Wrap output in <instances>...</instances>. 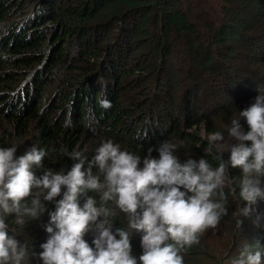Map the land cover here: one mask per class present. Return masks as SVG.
<instances>
[{"label":"trees","instance_id":"1","mask_svg":"<svg viewBox=\"0 0 264 264\" xmlns=\"http://www.w3.org/2000/svg\"><path fill=\"white\" fill-rule=\"evenodd\" d=\"M12 11L14 28L5 24L0 37V147L15 145L17 157L43 148L42 167H33L38 178L47 169L67 174L78 162L62 149L81 151L86 170L107 140L139 155V167L149 149L159 158L163 142L177 146L181 164L204 158L216 167L221 161L207 154L197 129L227 134L238 112L264 93V0H0V23ZM102 98L112 106L101 107ZM239 123L247 133L246 121ZM228 173L242 176L240 168ZM64 191L51 202L41 196L39 218L6 217L8 235L29 245L23 264H42L40 245L50 235L44 226ZM88 196L99 202L88 192L81 207ZM244 204L229 196L219 224L258 218L240 250L264 251V199L238 225L235 211ZM107 207L115 213L112 232L128 231L139 264L144 233L129 227L114 203ZM94 235L82 238L93 246ZM182 254L184 264H201V236Z\"/></svg>","mask_w":264,"mask_h":264},{"label":"clouds","instance_id":"2","mask_svg":"<svg viewBox=\"0 0 264 264\" xmlns=\"http://www.w3.org/2000/svg\"><path fill=\"white\" fill-rule=\"evenodd\" d=\"M100 105L105 109L112 106L106 98ZM240 118L248 125L247 133ZM227 131L238 143L231 146L227 164L220 162L216 167L204 158L181 164L173 155L177 146L169 142L157 149L158 159L151 157L149 149L143 167H139V155L107 140L96 148L86 170L81 151L62 149L78 162L67 174L47 169L38 178L33 167H42L48 154L43 148L33 146L17 157L15 145L0 147V264H23L29 255L26 241L8 235L6 217L39 218L45 211L41 196L51 202L61 195L62 187L66 189L63 198L56 201L44 226L50 235L40 245L42 264H138L131 254L128 231L118 229L114 234L111 230L109 217L115 213L107 207L110 202L124 214L129 227L144 233L139 264H184L183 251L198 244L207 230L218 227L227 213L229 196L245 202L235 211L238 225V217L248 216L264 199V93H258L253 103L238 112ZM204 139L208 141L207 154L212 155L216 148L213 159L219 160L226 150L220 143L222 133L205 131ZM229 167L242 170L239 180L230 177ZM88 192L99 194V202L88 196L81 207L79 197ZM88 231L95 233L93 246L82 238ZM230 264H264V251L251 252L245 247Z\"/></svg>","mask_w":264,"mask_h":264},{"label":"rangeland","instance_id":"3","mask_svg":"<svg viewBox=\"0 0 264 264\" xmlns=\"http://www.w3.org/2000/svg\"><path fill=\"white\" fill-rule=\"evenodd\" d=\"M16 11H12L10 16H6V20L3 23H0V37L6 35L5 33V24L9 28H14L12 25L17 19L15 16ZM14 31V30H13ZM178 83L184 84L183 81ZM180 85V84H178ZM181 86V85H180ZM182 110V105L180 106L179 112ZM158 113L156 110L155 114ZM198 136L201 135L204 138L202 132V126L197 129ZM223 141L226 145V150L220 154L219 160L227 164L230 156V148L232 145L238 143L234 138H232L229 133L223 134ZM207 141V140H206ZM212 151V156L216 155L217 149ZM218 161V160H217ZM233 210V208H232ZM255 214L251 212V216ZM258 215V214H256ZM260 220L256 217L247 220L246 223L241 226L231 227V225H218L216 229H209L204 234L201 235V259L203 262L201 264H230L231 260L234 259L240 249L243 246L244 240L249 235L247 232L250 226H257V222Z\"/></svg>","mask_w":264,"mask_h":264}]
</instances>
